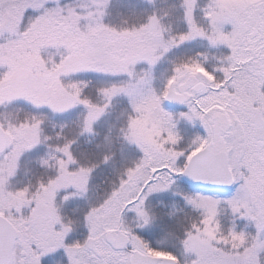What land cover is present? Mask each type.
Wrapping results in <instances>:
<instances>
[{"label":"snow or ice","instance_id":"6c2138e0","mask_svg":"<svg viewBox=\"0 0 264 264\" xmlns=\"http://www.w3.org/2000/svg\"><path fill=\"white\" fill-rule=\"evenodd\" d=\"M108 2L0 0V104L23 100L53 112L82 105L83 130L91 132L124 96L129 114L120 133L134 149L118 181L84 212L82 237L73 235L76 222L65 220L58 197L72 188L86 195L94 171L111 156L81 163L71 151L75 141L66 140L52 163L43 161L53 175L12 189L15 145L0 149V264H51L54 256L65 264H186L185 257L188 264H264V0H182L187 30L175 34L155 15L138 27L107 24ZM196 40L222 54L215 63L204 52L173 61L157 86L150 70ZM50 48L63 52L46 57ZM141 64L148 67L137 72ZM85 73L107 79L97 89L103 105L85 94L87 81L73 78ZM43 123L33 115L16 129L0 124V137L30 132L22 156L50 139ZM182 178L234 192H189ZM170 191L194 213L182 226L180 251L157 247L146 233L149 200ZM129 213L143 223H128Z\"/></svg>","mask_w":264,"mask_h":264},{"label":"rangeland","instance_id":"374dc122","mask_svg":"<svg viewBox=\"0 0 264 264\" xmlns=\"http://www.w3.org/2000/svg\"><path fill=\"white\" fill-rule=\"evenodd\" d=\"M69 2L74 5H89L92 0H61V3ZM182 0H109L106 6L104 21L117 28H131L147 22L148 17L155 15L160 22L173 34L187 30L184 19ZM84 11L85 9H81ZM222 49L210 48L207 41L196 40L187 43L179 49L167 54L152 70L155 76V84L160 86L172 68V62L186 60L195 57L198 52H204L209 57L210 63H215L214 57L222 54ZM63 49L50 48L44 53L46 57H56L62 54ZM203 59V57H200ZM146 64L136 67L137 72L147 69ZM74 79L88 82L85 94L94 103L103 105L106 101L97 89L107 83L105 77L92 73L80 74ZM87 109L77 106L66 112H53L48 109H36L31 104L19 100L13 103L0 104V124L7 126L9 123L16 129L21 121H25L36 115L43 119V133L50 139L38 144L30 151H24L20 156L22 147L33 140V135L26 131H13L8 133V146L15 145L12 149V164L15 175L10 180L12 189L23 188L28 185H36L41 179H31V174L44 176L45 179L54 174V169L43 164L44 160L53 161L51 157L57 155L56 146L66 140H74L71 151L73 156L81 163H95L101 161L104 155L111 156L110 161L98 167L90 181L89 191L86 195H73L75 188L67 193L61 192L58 197V206L65 220L76 222V231L73 235L82 237L86 233L82 216L89 204L102 200L110 191L112 184L119 179L120 173L131 163L134 157V149L127 144L120 129L128 119L127 98L117 96L112 101V106L93 125V131L83 130ZM181 131L190 135L188 125H184ZM17 157H19L17 161ZM18 163V168L16 164ZM181 187L189 192H203L216 197L227 198L234 192V187L229 191L201 190L180 181ZM189 185V186H188ZM174 191V190H173ZM173 191L158 193L148 202V209L152 214V221L146 228V233L152 238V243L165 249L181 250L180 240L182 226L187 222V217L194 215L191 208L183 199L174 195ZM68 199L64 200V196ZM128 223L142 224L134 213L127 215ZM227 221V217H225ZM158 253L157 255H162ZM186 264L190 257H185ZM51 264H65L62 256L50 258Z\"/></svg>","mask_w":264,"mask_h":264},{"label":"water","instance_id":"95a60500","mask_svg":"<svg viewBox=\"0 0 264 264\" xmlns=\"http://www.w3.org/2000/svg\"><path fill=\"white\" fill-rule=\"evenodd\" d=\"M7 147V135L6 136H4V137H0V149H2V148H6ZM186 180H188L189 182H191V183H194V182H192L191 180H189V179H187V178H185ZM195 185H198V186H201V187H208V188H217V187H219L220 189H226V188H228V186H212L211 187V185H204V184H198V183H194ZM226 187V188H225ZM157 263V262H156Z\"/></svg>","mask_w":264,"mask_h":264},{"label":"trees","instance_id":"16d2710c","mask_svg":"<svg viewBox=\"0 0 264 264\" xmlns=\"http://www.w3.org/2000/svg\"><path fill=\"white\" fill-rule=\"evenodd\" d=\"M31 179L34 180V179H45V178L44 176H36L35 174H31Z\"/></svg>","mask_w":264,"mask_h":264}]
</instances>
